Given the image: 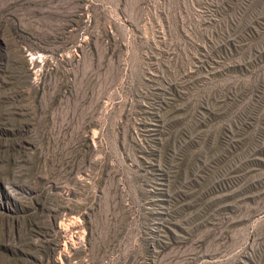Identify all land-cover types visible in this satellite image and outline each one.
Returning a JSON list of instances; mask_svg holds the SVG:
<instances>
[{"label": "rangeland", "instance_id": "374dc122", "mask_svg": "<svg viewBox=\"0 0 264 264\" xmlns=\"http://www.w3.org/2000/svg\"><path fill=\"white\" fill-rule=\"evenodd\" d=\"M0 264H264V0H0Z\"/></svg>", "mask_w": 264, "mask_h": 264}, {"label": "bare ground", "instance_id": "6f19581e", "mask_svg": "<svg viewBox=\"0 0 264 264\" xmlns=\"http://www.w3.org/2000/svg\"><path fill=\"white\" fill-rule=\"evenodd\" d=\"M79 231V230H78Z\"/></svg>", "mask_w": 264, "mask_h": 264}]
</instances>
